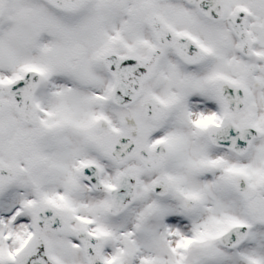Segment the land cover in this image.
Segmentation results:
<instances>
[{
  "label": "snow or ice",
  "instance_id": "6c2138e0",
  "mask_svg": "<svg viewBox=\"0 0 264 264\" xmlns=\"http://www.w3.org/2000/svg\"><path fill=\"white\" fill-rule=\"evenodd\" d=\"M0 264H264V0H0Z\"/></svg>",
  "mask_w": 264,
  "mask_h": 264
}]
</instances>
